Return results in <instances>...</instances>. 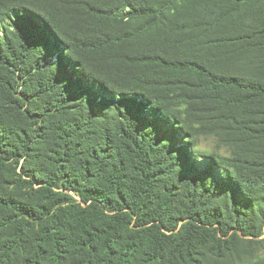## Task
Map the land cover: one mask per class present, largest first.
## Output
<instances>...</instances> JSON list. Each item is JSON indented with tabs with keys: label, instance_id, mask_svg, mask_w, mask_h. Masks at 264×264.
<instances>
[{
	"label": "trees",
	"instance_id": "obj_1",
	"mask_svg": "<svg viewBox=\"0 0 264 264\" xmlns=\"http://www.w3.org/2000/svg\"><path fill=\"white\" fill-rule=\"evenodd\" d=\"M219 132L264 141V0H0V264H204L259 236L264 156L200 150Z\"/></svg>",
	"mask_w": 264,
	"mask_h": 264
},
{
	"label": "rangeland",
	"instance_id": "obj_2",
	"mask_svg": "<svg viewBox=\"0 0 264 264\" xmlns=\"http://www.w3.org/2000/svg\"><path fill=\"white\" fill-rule=\"evenodd\" d=\"M259 58L250 57L236 66V71L243 75L255 72ZM198 147L208 153H218L227 157L263 158L264 141L245 142L241 139L229 137L228 134L215 133L203 135L198 138ZM197 169L200 172L209 167L208 162L198 159ZM2 182L0 176V184ZM259 220V236L241 237L229 241L228 249L224 250L222 257H216L208 251H204V264H253L264 260V223Z\"/></svg>",
	"mask_w": 264,
	"mask_h": 264
}]
</instances>
